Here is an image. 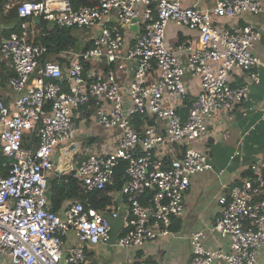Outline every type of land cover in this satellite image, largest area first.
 Returning <instances> with one entry per match:
<instances>
[{
  "label": "built area",
  "instance_id": "built-area-1",
  "mask_svg": "<svg viewBox=\"0 0 264 264\" xmlns=\"http://www.w3.org/2000/svg\"><path fill=\"white\" fill-rule=\"evenodd\" d=\"M186 1L100 0L79 8L70 0L13 4L21 18L99 33L89 49L61 61L45 59L46 48L30 41L25 21L20 32L0 39V58L14 71L9 84L16 94L0 101V152L6 158L0 170V264L5 259L11 264H85L88 247L108 243L112 230L105 214L118 217L120 209L102 213L67 200L52 210L47 195L60 149L78 140L79 112L93 102L98 107L91 118L114 133L110 145L115 147L88 152L73 161L69 173L86 192L104 190L114 185L116 168L126 163L120 193L127 210L116 247L139 250L172 234L192 177L212 169L206 146L211 127L220 114L250 99V86L234 85V76L245 72L258 84L262 65L254 52L261 29L238 22L244 15H262L264 26L262 0H217L212 8L186 6ZM172 24L196 32L197 39L172 46ZM91 63L100 67L86 69ZM190 81L199 90L182 113ZM139 116L153 120L140 132L134 126ZM249 170L250 177L228 185L230 195L218 199L224 209L213 230L230 239L229 249H209V233L194 231L188 264H259L264 154Z\"/></svg>",
  "mask_w": 264,
  "mask_h": 264
},
{
  "label": "crops",
  "instance_id": "crops-1",
  "mask_svg": "<svg viewBox=\"0 0 264 264\" xmlns=\"http://www.w3.org/2000/svg\"><path fill=\"white\" fill-rule=\"evenodd\" d=\"M217 0H187L185 5L197 4L201 8H212ZM263 5H264V0ZM9 7V6H8ZM1 16L0 12V39L7 34L4 29L9 26V21ZM227 22L226 20H223ZM243 24L250 22L261 29L262 38L255 44L254 52L261 58L260 66L261 81L253 83L245 72L234 76V85L246 82L250 86V99L238 104L232 112L220 114L214 126L210 129L209 141L206 143L212 169L192 177V183L184 200V213L179 219V227L172 226V234L168 237H161L146 243L138 256L137 251H130L134 254L133 264H188L191 257V244L189 236L197 230H204L209 233L206 247L209 249L228 250L230 239L222 237L213 230L217 219L221 216L224 206L218 202L221 195H230L228 185L241 184L249 176L250 165L264 154V26L263 16L244 15L238 19ZM80 32V31H79ZM82 33V31L80 32ZM84 33V32H83ZM95 31L92 36L98 34ZM86 36V33H84ZM92 36L89 38L91 39ZM186 38L197 39V33L189 31L183 27L172 24L168 30V41L172 46L181 45ZM83 39L81 42H85ZM84 52V51H83ZM80 54V53H79ZM74 53L65 52L61 58H51L53 60H69L76 57ZM92 69L100 66L96 63L90 64ZM97 66V68H96ZM89 67V68H90ZM121 82H126V75L121 70L117 71ZM14 71L9 62L0 58V101L9 102L15 99L16 94L12 90L9 82ZM199 90L197 82L190 81L189 91L193 98ZM90 109L82 108L79 112L81 116L78 139L86 141L91 138L92 145L85 142L77 155L85 156L90 151H109L115 145H110L113 134L105 130L91 118ZM95 123V127H91ZM102 128V131L99 128ZM200 145V143H198ZM116 203L112 209L127 210L125 199L120 192L117 193ZM70 238L72 235L70 234ZM72 239V238H71ZM104 245V244H103ZM100 249V246L97 245ZM107 249L106 245H104ZM101 250V249H100ZM108 250V249H107ZM111 251V250H109ZM126 264V260L124 261ZM259 264H264V249L260 252Z\"/></svg>",
  "mask_w": 264,
  "mask_h": 264
},
{
  "label": "trees",
  "instance_id": "trees-1",
  "mask_svg": "<svg viewBox=\"0 0 264 264\" xmlns=\"http://www.w3.org/2000/svg\"><path fill=\"white\" fill-rule=\"evenodd\" d=\"M14 1V0H13ZM19 1V0H15ZM27 1H41V0H27ZM100 0H70L74 8H79L81 6L95 5L99 3ZM12 0H0V12L3 16V12H6L4 17L9 21V26L4 29L5 34L10 32H20L21 23L23 21L27 22L28 33L30 41L39 46H44L46 48L45 59L51 58H61V54L68 52L79 54L86 51L93 45V41L87 38L84 33H80L85 28H59L57 26L51 25L48 21L40 18L38 21L35 19H24L19 17L17 14V7H8ZM80 31V32H79ZM83 39H87L85 42H81ZM91 65H87L88 69ZM116 65H112L111 69H114ZM97 68V66H96ZM110 68L107 67L106 71ZM192 97L190 96L185 101V107L182 113H185L187 106L190 104ZM96 103H92L89 114L95 113L97 109ZM153 120L148 117L139 116L134 126L137 131H141L145 123H152ZM34 137V136H32ZM31 137L26 138L25 143L27 144ZM86 144L90 145L93 143L91 138L86 139ZM188 145L184 144L182 149L184 150ZM84 156L75 155L74 162H79ZM6 158L2 156L0 152V170L1 163L5 161ZM125 167L126 163H121L119 167L116 168L114 173V185L107 186L104 190H92L85 191L83 187V182L77 178H74L72 173H65L63 176H58L54 174L49 178L48 182V199L50 202L49 207L52 210H58L60 204L67 200L81 201L86 206L93 207L102 213H110L112 206L117 202V193L121 191L122 186L125 181ZM247 175L250 177L251 172ZM173 225L179 227V221L177 219L173 220ZM141 251H137L139 256ZM134 264H142L141 262H136Z\"/></svg>",
  "mask_w": 264,
  "mask_h": 264
},
{
  "label": "water",
  "instance_id": "water-1",
  "mask_svg": "<svg viewBox=\"0 0 264 264\" xmlns=\"http://www.w3.org/2000/svg\"><path fill=\"white\" fill-rule=\"evenodd\" d=\"M35 20L38 21L39 19L35 17ZM135 31L138 30L137 25L132 27ZM2 129V125H0V131ZM85 145V141L82 139H78L69 145H66L60 149V154L58 157V164L56 169L54 170V174L58 176H63L65 173H68L72 169V164L74 161V156L80 150V148ZM126 211L123 210L118 217H113L109 214H105L106 219L109 221L111 225V236L109 238L106 247L108 250L113 251L116 247V242L119 236L121 229L123 228L124 224V216Z\"/></svg>",
  "mask_w": 264,
  "mask_h": 264
},
{
  "label": "rangeland",
  "instance_id": "rangeland-1",
  "mask_svg": "<svg viewBox=\"0 0 264 264\" xmlns=\"http://www.w3.org/2000/svg\"><path fill=\"white\" fill-rule=\"evenodd\" d=\"M21 1V0H19ZM19 1H13L8 5L9 7H13V4H17ZM82 32L86 33V37L90 38L92 34L95 32L94 29H85L82 30ZM98 125V124H97ZM96 124L92 123L91 127H95ZM100 131H102V128L98 127ZM92 145V144H90ZM58 164V162H57ZM53 172H50L49 177L53 176ZM68 240H71L70 237H68ZM157 241V240H156ZM100 249L98 246L94 245L91 247H88L87 250V260L85 264H124V261L126 260V264H132L134 261V254H130V250L118 248L115 247L113 251H109L105 249L103 244H99ZM145 246L140 248L139 250L143 249ZM136 249H132V251H139ZM1 264H11L8 259H5L1 262Z\"/></svg>",
  "mask_w": 264,
  "mask_h": 264
}]
</instances>
